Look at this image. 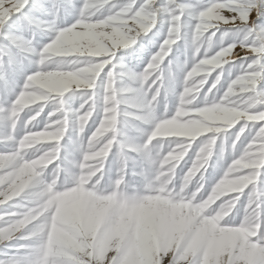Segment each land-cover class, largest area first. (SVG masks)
Returning a JSON list of instances; mask_svg holds the SVG:
<instances>
[{
	"label": "rangeland",
	"instance_id": "374dc122",
	"mask_svg": "<svg viewBox=\"0 0 264 264\" xmlns=\"http://www.w3.org/2000/svg\"><path fill=\"white\" fill-rule=\"evenodd\" d=\"M57 2L46 3L43 42H21L33 51L18 58L36 67L0 89V264H62L64 234L73 264H102L66 219L81 211L83 226L98 211L120 245L154 206L201 238L219 235L214 258L213 244L187 253L197 264H264V0ZM8 3L19 8L1 17L0 39L14 14L26 8L32 21L38 5L0 0V11ZM65 8L71 20H57ZM154 37L151 55L134 54ZM186 251L161 264L190 260Z\"/></svg>",
	"mask_w": 264,
	"mask_h": 264
},
{
	"label": "bare ground",
	"instance_id": "6f19581e",
	"mask_svg": "<svg viewBox=\"0 0 264 264\" xmlns=\"http://www.w3.org/2000/svg\"><path fill=\"white\" fill-rule=\"evenodd\" d=\"M37 1H38V5L36 7L37 11L32 12L33 11L32 10L29 12L33 17L32 21L35 24H38L37 31H35L33 29V27L30 26L31 25L30 23L32 21L28 19V16L26 17V15H27L26 10L27 9L24 8L22 10V12L25 14V17L17 16V14H14V17L10 19V21L7 23V25L5 26V28L2 32L1 39H0V89H6L9 86L11 87V83L8 82V78L13 76L14 74L22 73V72L28 73L31 71L30 68L32 66L34 68L36 67V65H33L31 63L30 64H24L20 60V58H18V56L20 54H22V50L33 51L31 46L22 45L21 42L25 41L24 40L25 37H26V39H28L32 43H34V41L43 42L42 36L40 35V32H38V31H40V27L42 26V24L44 25V27H45V25H46V27H50L52 24V16H53V15L51 16V14L53 12L45 7L46 3L52 4V3L57 2L56 0H37ZM70 1L71 0H61L60 3L57 2V5H59V7L60 6L64 7L65 5L70 4L71 3ZM97 4H99V2H97ZM18 8H19L18 5H16V4L13 5L11 3H8L7 5H5V8L0 11V19H2L1 17L4 16L8 11H15ZM70 13L71 12H66V8H65V12L63 14H60L59 12H57L56 13L57 17H55V18L59 21H64V20L70 21L71 20L70 19L71 18ZM168 23L169 22L167 21V19H163L161 24L159 25V27L156 28V34L161 33L164 29L168 28L169 27ZM79 24H80V22H79ZM85 26L89 27V26H92V24L91 23L85 24ZM70 27L73 28L72 24H70ZM24 28L28 29L27 34L24 32ZM72 28H70V30L66 29L67 31H65L64 40H65V43L68 47H71L74 43L73 42L74 36L72 35V31H71ZM41 29H42V27H41ZM82 30H84V29H82ZM36 32H38V33H36ZM77 32H79V31H77ZM155 43H156L155 37L154 38H147V39L143 40L142 42H140L138 44L137 48L134 51V54H136L139 57L142 56L144 53H148V55H151L153 52V47H154ZM64 48H65V46H64ZM8 51L9 52L11 51L12 52L11 54L13 56L10 57L7 53ZM158 52H160V51H158ZM21 58H22V56H21ZM66 62H68V60ZM124 63H126V62H124ZM205 63H208V62H205ZM55 75H59V74H55ZM59 76L64 77V79H67V78L69 79V77L71 75L69 73L65 72ZM57 78H58L57 76H53V77H51V80L55 81V80H57ZM9 81H10V79H9ZM13 82L16 83L17 81L13 80ZM36 98H37V96H36ZM107 122L109 124H111V121H107ZM97 134H99V133L96 132L95 134H92L91 138L92 137L94 138V136ZM9 144H11L10 139H8L6 141V146H5L6 148H4L5 153H4L3 158L5 161H8L12 158L11 154L8 152L7 146ZM9 164H10V162H9ZM8 168H10V167H8ZM113 202H114V200H113ZM77 204H78V202L76 201L74 203V206L79 207V205H77ZM67 208L70 209V208H72V206L67 207ZM63 210H65V209H63ZM148 210H149L148 212H149V215L151 218L140 220L142 222L141 226L144 228L142 231L135 230V232L132 231V233H130L129 230H133L130 228L127 232L126 231L121 232L120 230H118V232L114 231L115 232L114 234H117V233L119 234V231L122 233V235H124L123 232L126 234V236H125L126 243H125L124 239L122 238L123 239L122 241H124V243L121 241L120 245H118L116 243L117 242L116 240H115L116 242H114V238L111 237L113 234L109 233L110 231L107 232L105 230L104 225H103L104 227L103 226L101 227L99 225V222L101 219L100 218L97 219V214H98L97 212L98 211L92 210V211L85 213L83 218L87 222L85 225L83 224V226L79 225V221H80V217H81V211L79 212V214H80L79 217H78V214H74L75 213L74 212L73 215H71V217L66 219V220L68 222H71V224H72L71 229H73V228L75 229L73 234L81 235L83 237L85 243L87 242V243H91L93 245V251L94 252L92 253L93 254L92 257L95 258L96 261H98L102 264H104L103 255H102L104 253L107 254L106 263L109 262L108 264H161V262L164 261L165 258L167 260L169 258V256L173 255L175 252L179 253L181 249H184V250L186 249L187 251L184 254H187L190 252V250L192 248H194V246H197L200 249H202L203 252L204 251L207 252L209 249V246H211L212 244H213V246H211V247H214V248L213 249L211 248V249H212V253L214 255L211 256V258H214V256L219 254L220 249H218L216 247L217 245H215V244H218L220 242V240H219L220 238L217 237L219 235L215 234V236H213L212 241L208 239L209 236L208 237L206 236V238H201L199 236V234H196L195 229L192 228L194 226H192L190 229H187L188 224L186 222H183L181 220H177L175 217L171 216L172 215L171 212L170 213L166 212L165 209H163L161 206L160 207L154 206V207L149 208ZM77 211H79V210H77ZM175 216H176V214H175ZM24 221H26V220H23V222ZM74 222H76V223H74ZM119 222H121V221H119ZM60 225H61V223H60ZM120 225L123 226V224H120ZM119 227H117V228L119 229ZM117 228H116V230H117ZM119 236H118V238H119ZM60 237L61 238L59 239V241L62 244V246H58V249H57L58 256H59L58 258H59V260H61L62 264H73L74 261L70 255V251L72 250V247H70V245H68L70 243V241L72 240V239H70L71 235L70 234H64ZM116 238H117V236H116ZM189 238H193L194 239L193 242L187 241V239H189ZM118 241H119V239H118ZM241 243H242V241H241ZM220 244H221V242H220ZM245 245H243V246H245ZM176 246L178 247L177 250L174 249V247H176ZM220 248L223 249L222 252H224L227 248H229V246H227V244L222 242V245L220 246ZM198 256L199 255H195L193 257L191 256V258H190V256H188V254H187L186 258L190 259V260L186 259L187 261L183 262L182 264H197L198 262L200 263V261L203 262V259H199V258H201V256L200 257H198ZM173 257L170 258L171 260L168 259L169 263L170 262L175 263L177 261V259H173ZM1 259L2 258L0 257V263L2 262ZM30 263H31V261H30ZM207 264H208V262H207Z\"/></svg>",
	"mask_w": 264,
	"mask_h": 264
}]
</instances>
